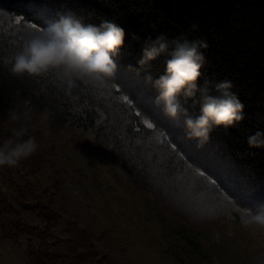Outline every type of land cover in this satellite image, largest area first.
Wrapping results in <instances>:
<instances>
[{
    "label": "trees",
    "instance_id": "1",
    "mask_svg": "<svg viewBox=\"0 0 264 264\" xmlns=\"http://www.w3.org/2000/svg\"><path fill=\"white\" fill-rule=\"evenodd\" d=\"M59 14H72L85 25L112 21L125 30L113 78L104 84L80 82L69 97L48 79L17 78L3 67V57L27 34L47 27ZM161 34L169 51L177 38L206 41L199 85L210 82L209 90L216 94V83L231 81V91L245 105V119L214 127L203 148L185 137L183 116L178 126L153 103L158 93L144 81L148 72L153 78L164 73L168 54L137 75L145 43ZM199 99L198 93L196 103H185L183 97L181 103L197 116ZM10 109H30L29 114L41 118L47 114L46 126L53 131H89L93 144L106 147L126 181L139 191L151 196L169 191L175 201L196 198L215 214L222 211L242 220L247 208L264 209V147L248 144L249 136L264 132V0H0V141L16 126L9 121ZM20 175V180L7 179L10 190L0 188V235L11 242L24 239L26 264L115 263L97 251L92 230L77 220L55 232L64 219L62 207ZM166 202L161 203L170 208ZM197 209L203 220H218ZM195 232L187 223L174 228L187 245L198 247Z\"/></svg>",
    "mask_w": 264,
    "mask_h": 264
},
{
    "label": "rangeland",
    "instance_id": "2",
    "mask_svg": "<svg viewBox=\"0 0 264 264\" xmlns=\"http://www.w3.org/2000/svg\"><path fill=\"white\" fill-rule=\"evenodd\" d=\"M29 115V135L36 136L40 148L17 167H0V188L10 190L7 179L20 180L21 174L35 191L47 193L63 209L64 219L55 232L77 220L92 230L97 251L110 255L114 264H264V230L246 228L241 219L222 211L215 214L196 198L181 202L170 199L169 191L156 196L139 191L126 181L106 147L93 144L89 131L47 128L44 136L42 118ZM199 207L200 214L218 220H203L195 211ZM185 223L195 229L198 247L174 233ZM0 264H26L23 238L11 242L0 235Z\"/></svg>",
    "mask_w": 264,
    "mask_h": 264
},
{
    "label": "clouds",
    "instance_id": "3",
    "mask_svg": "<svg viewBox=\"0 0 264 264\" xmlns=\"http://www.w3.org/2000/svg\"><path fill=\"white\" fill-rule=\"evenodd\" d=\"M124 44L125 30L112 21H102L99 26L85 25L72 14H59V19L47 27L27 34L12 54L3 57L2 64L17 78L48 79L58 92L70 97L80 82L104 84L113 78L119 68L116 58L121 56ZM171 44L174 47L169 51V41L163 34L147 41L136 72L140 75L153 60L168 54L164 73L153 78L148 72L144 81L158 93L153 103L178 126L183 116L185 137L196 140L197 147L203 148L214 127L235 126L245 119V105L231 91V81L216 83V94H211L210 82L206 81L203 87L199 85L201 69L207 62L202 51L209 46L206 41L177 38ZM198 93L199 115L193 116L181 103V97L185 103L189 99L196 103ZM29 113L30 109L9 110V121L16 126L11 127V135L0 144V167H17L39 150L36 136L29 135ZM47 120L45 114L41 121L44 136L49 134ZM248 144L264 147V132L249 136ZM241 223L246 228L264 230V209L254 212L247 208Z\"/></svg>",
    "mask_w": 264,
    "mask_h": 264
},
{
    "label": "snow or ice",
    "instance_id": "4",
    "mask_svg": "<svg viewBox=\"0 0 264 264\" xmlns=\"http://www.w3.org/2000/svg\"><path fill=\"white\" fill-rule=\"evenodd\" d=\"M19 22H20V21H17V23H19ZM33 27H35V25H33ZM124 99L127 100V97H125ZM138 115H139V114H138ZM148 127H149V128H152V127H154V125L151 124V123H149V124H148Z\"/></svg>",
    "mask_w": 264,
    "mask_h": 264
}]
</instances>
